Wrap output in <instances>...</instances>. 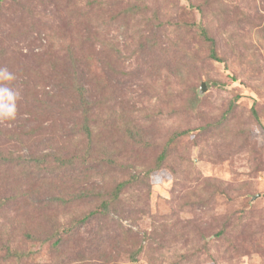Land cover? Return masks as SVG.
Returning a JSON list of instances; mask_svg holds the SVG:
<instances>
[{"label":"rangeland","instance_id":"1","mask_svg":"<svg viewBox=\"0 0 264 264\" xmlns=\"http://www.w3.org/2000/svg\"><path fill=\"white\" fill-rule=\"evenodd\" d=\"M0 68V264H264V0H0Z\"/></svg>","mask_w":264,"mask_h":264},{"label":"clouds","instance_id":"2","mask_svg":"<svg viewBox=\"0 0 264 264\" xmlns=\"http://www.w3.org/2000/svg\"><path fill=\"white\" fill-rule=\"evenodd\" d=\"M14 80L13 73L7 68H0V121H12L16 118L19 93L11 87Z\"/></svg>","mask_w":264,"mask_h":264},{"label":"trees","instance_id":"3","mask_svg":"<svg viewBox=\"0 0 264 264\" xmlns=\"http://www.w3.org/2000/svg\"><path fill=\"white\" fill-rule=\"evenodd\" d=\"M202 34H203V36L208 40V41H210L211 42V57H213L214 59H218L217 58V56H216V51H215V42H214V40L212 39V38H210L207 34H206V32H205V30L204 31H202ZM194 97V102H193V104L195 105V103H197L198 102V97H197V95H194L193 96ZM254 114H255V112H254ZM256 115V114H255ZM168 156H167V152L166 153H164V154H162L161 156H160V160H158V161H160V162H164V160L167 158ZM9 162H12V160H10ZM159 165H160V163H159ZM125 185H126V182H124V183H121V184H119L115 189V196L118 198V195H119V193L125 188Z\"/></svg>","mask_w":264,"mask_h":264},{"label":"water","instance_id":"4","mask_svg":"<svg viewBox=\"0 0 264 264\" xmlns=\"http://www.w3.org/2000/svg\"><path fill=\"white\" fill-rule=\"evenodd\" d=\"M207 89L208 88H207L206 84L203 83L202 86H201V88H200V93H202V94L205 93L207 91Z\"/></svg>","mask_w":264,"mask_h":264}]
</instances>
